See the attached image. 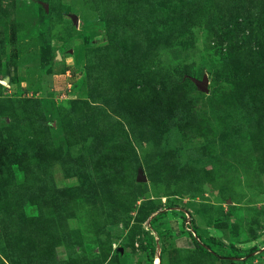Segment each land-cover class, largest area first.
<instances>
[{
    "label": "rangeland",
    "instance_id": "1",
    "mask_svg": "<svg viewBox=\"0 0 264 264\" xmlns=\"http://www.w3.org/2000/svg\"><path fill=\"white\" fill-rule=\"evenodd\" d=\"M0 264H264V0H0Z\"/></svg>",
    "mask_w": 264,
    "mask_h": 264
},
{
    "label": "water",
    "instance_id": "2",
    "mask_svg": "<svg viewBox=\"0 0 264 264\" xmlns=\"http://www.w3.org/2000/svg\"><path fill=\"white\" fill-rule=\"evenodd\" d=\"M73 22H74V24L76 26L77 25V19H76L75 16H73ZM200 88L203 89V90L206 89V78H203V85H201ZM136 181L137 182H144L145 181L144 174L142 173L141 170H138L137 177H136Z\"/></svg>",
    "mask_w": 264,
    "mask_h": 264
}]
</instances>
